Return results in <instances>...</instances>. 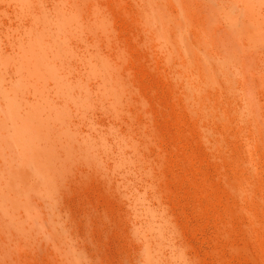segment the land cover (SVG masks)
<instances>
[{"label": "rangeland", "instance_id": "obj_1", "mask_svg": "<svg viewBox=\"0 0 264 264\" xmlns=\"http://www.w3.org/2000/svg\"><path fill=\"white\" fill-rule=\"evenodd\" d=\"M56 1L80 67L55 85L58 108L20 113L0 93V264H149L157 241L174 262L195 249L207 264H264V0H78L71 13ZM31 118L76 144L53 153Z\"/></svg>", "mask_w": 264, "mask_h": 264}, {"label": "bare ground", "instance_id": "obj_2", "mask_svg": "<svg viewBox=\"0 0 264 264\" xmlns=\"http://www.w3.org/2000/svg\"><path fill=\"white\" fill-rule=\"evenodd\" d=\"M63 1L69 4L68 11L70 13L76 11L78 8L75 5L78 0ZM57 7L59 6L56 0H0V93H6L7 99H5V105L10 108L11 101H14L18 105V111L20 113H22V109L28 112L29 107L34 110L43 101L51 104L55 108H58L61 104H66V100L62 101L56 98L55 85L61 80L67 83L73 82V79L66 72L68 66H71L70 63L76 66L73 69L74 72L79 71L80 64L75 63V61L73 62L74 58L69 50L72 51L80 47L79 41L81 39L79 37L78 41L72 34H67V31L58 33L57 29L59 24L53 17L54 13H52ZM59 10L61 13L66 12L61 7H59ZM62 42L64 46L61 44ZM78 77L79 75L75 74L73 78L77 81ZM15 79L24 86L19 92L13 91L11 87ZM51 114L53 115V112L46 111L39 115L46 119ZM2 118L3 110L0 108V120ZM51 123L50 121L48 124H41V129L37 130L35 121L31 118L27 125L35 132L40 142L45 141L44 145L48 146L53 153H56L55 141L57 140L62 139V142L68 141L71 146L76 144L73 139H67L64 136L60 137L57 133L59 128L54 123L52 124V129H49ZM1 135L2 132L0 131ZM26 139V137H21L20 147L22 148L21 153L24 156H26ZM0 149L4 153H7L8 146H4L0 142ZM148 155L152 159L154 156H157L153 150H150ZM27 157L30 160H34L29 154H27ZM20 174L23 176L22 172ZM23 177L25 187L31 190L33 187L31 180L26 176ZM31 192L28 191L24 204L27 208L34 209L38 218L41 219L42 214L40 208L42 207L35 201L34 195ZM159 205L161 203H158ZM10 213V211L5 210L4 216ZM15 213L18 217L21 216L20 212H14L13 214ZM2 221L0 217V228L7 231ZM143 223L141 220H138L135 222V225L141 230L145 241L152 244L154 235L145 229ZM153 223L157 225L161 230L160 232L166 236V240L174 248L187 247L194 249V244L187 235L183 232H178L177 235V230H175L173 225L161 219H155ZM177 224L174 221V225ZM2 234L5 233L2 232ZM153 248L155 261L149 264H195L198 261L202 264H207L206 259L200 254V250L199 252L194 249L191 253L185 251L174 262L171 259L163 257L169 253V250L163 248L159 241L153 244Z\"/></svg>", "mask_w": 264, "mask_h": 264}]
</instances>
